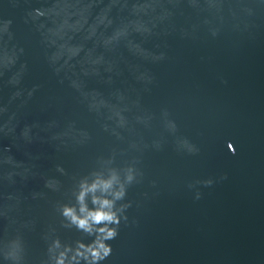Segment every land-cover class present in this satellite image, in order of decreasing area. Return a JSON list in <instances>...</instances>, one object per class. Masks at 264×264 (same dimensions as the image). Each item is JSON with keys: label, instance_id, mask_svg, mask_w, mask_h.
<instances>
[{"label": "water", "instance_id": "obj_1", "mask_svg": "<svg viewBox=\"0 0 264 264\" xmlns=\"http://www.w3.org/2000/svg\"><path fill=\"white\" fill-rule=\"evenodd\" d=\"M111 5L0 0V152L20 163L0 165V264H54L55 239L89 242L60 206L92 173L124 183L129 169L102 264H264V0H119L97 27Z\"/></svg>", "mask_w": 264, "mask_h": 264}, {"label": "clouds", "instance_id": "obj_2", "mask_svg": "<svg viewBox=\"0 0 264 264\" xmlns=\"http://www.w3.org/2000/svg\"><path fill=\"white\" fill-rule=\"evenodd\" d=\"M119 0H112V5L107 8V10L96 17L98 24L97 27L110 26L112 20L108 13L111 11V7H114ZM91 7V5H89ZM144 6L133 5L134 14L140 13ZM38 16H43V13L37 10ZM88 24V19L83 18V22L76 21L75 24L70 25V30L79 31L84 25ZM136 31L150 34L151 29L145 25H140L136 28ZM92 34H95V28L92 29ZM126 34V30L124 32ZM215 36V33H213ZM79 49L75 56L69 57L70 59L75 58L79 55ZM53 61L55 62L60 58L59 54L53 55ZM164 54L158 57V59H164ZM16 60L14 57L5 55L3 61V69L5 72L11 71L12 67L15 66ZM67 63V61H66ZM93 65L99 64L100 60L92 62ZM8 84L13 87H17L20 84L19 74L13 76L8 80ZM21 95L19 91L14 94L13 98H17ZM32 93H29L31 96ZM7 111V109H4ZM175 127V125H173ZM7 131L5 135H9L15 131L14 128H9L8 124H5ZM31 128L26 127L21 135L31 143L30 138ZM199 149L192 145L189 154L197 155ZM235 155V152H233ZM0 165L7 166L11 169H16L20 167V163L12 155V147L10 145H5L2 152H0ZM57 171L62 175L65 174L62 168H57ZM18 175L15 171H8L6 173V178L9 182L14 183V177ZM227 177H221V179H226ZM134 177L131 174V169H129V174L126 176L124 183L120 181L118 174L115 170L109 172L107 176L103 173L95 172L92 173V178L89 180L87 177L79 181L77 185V191L74 193L75 204H63L60 206V215L63 218L64 223L62 226L64 228H74L77 232L84 234L85 236L91 238L89 242L85 243L82 240H77L74 245H61L60 240L57 238L53 241L52 245L49 247L48 251L54 252L57 249H63L58 252L57 255L52 257L54 264H102L107 258L112 254V247L108 243L109 241L115 240L119 234V227L122 220L127 222V216L124 212L129 208L130 204H122L117 207V202L122 201L126 196L125 183L131 184ZM205 186L212 185V180H205L202 182ZM46 188L52 191L59 190V182L46 180ZM197 199L200 198V194L197 195ZM8 199H12L11 194H9ZM89 203L91 207H89ZM14 258H17L14 256Z\"/></svg>", "mask_w": 264, "mask_h": 264}]
</instances>
